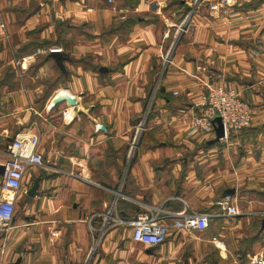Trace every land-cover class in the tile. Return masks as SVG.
Returning <instances> with one entry per match:
<instances>
[{"label": "crops", "instance_id": "obj_1", "mask_svg": "<svg viewBox=\"0 0 264 264\" xmlns=\"http://www.w3.org/2000/svg\"><path fill=\"white\" fill-rule=\"evenodd\" d=\"M219 1L0 0V168L18 135H39L44 159L25 175L13 230L0 232V264L264 256V0L212 11ZM55 47L63 67L48 52ZM47 55L66 78L45 96L55 69L35 66ZM195 76L236 89L254 109L251 128L228 140L216 130L189 135L207 93ZM61 94L77 105L52 107ZM6 195L0 190V200ZM226 195L239 216L220 215ZM149 208L163 210L169 226L154 247L134 241L131 227ZM182 213L209 215V226L177 231Z\"/></svg>", "mask_w": 264, "mask_h": 264}, {"label": "built area", "instance_id": "obj_2", "mask_svg": "<svg viewBox=\"0 0 264 264\" xmlns=\"http://www.w3.org/2000/svg\"><path fill=\"white\" fill-rule=\"evenodd\" d=\"M112 2V0H110ZM231 3V0H220L217 4L210 5L212 11H223ZM190 17L186 19L187 26ZM5 25L0 24V31ZM60 48H52L48 52L61 53ZM170 53L163 57L166 63L170 62ZM202 72H207L201 67ZM200 72V73H202ZM195 78L202 83L207 93L195 105L198 113L192 116V124L189 127V135L212 133L220 125L223 128V137L220 140L230 139L233 133H239L249 128L254 122V109L245 101L241 94L234 88L215 86L204 82L200 76ZM143 125L137 129L141 133ZM139 137L136 136V140ZM8 159L3 164L4 172L1 175L0 190L8 195L0 200V232L8 235L13 230V221L16 210V196L24 187L25 175L29 168L44 164L40 146L39 135H18L8 147ZM220 215L236 217L241 214L238 209L237 199L234 195H226L219 203ZM163 210L149 208L140 213L131 221L133 239L149 247L163 244L167 237L169 226L165 223ZM173 222V228L177 231H202L209 226L210 216L206 214L192 215L182 213ZM248 264H264V256H253Z\"/></svg>", "mask_w": 264, "mask_h": 264}, {"label": "water", "instance_id": "obj_3", "mask_svg": "<svg viewBox=\"0 0 264 264\" xmlns=\"http://www.w3.org/2000/svg\"><path fill=\"white\" fill-rule=\"evenodd\" d=\"M54 18H55V15H54ZM51 56L55 59L56 63L59 66L63 67V57L59 53H52ZM64 102L68 103L70 106H73V107H75L77 105L76 98L68 96V95H58L57 98L54 100V104L52 105V107H55L56 105L62 104ZM216 121L220 125L218 128H216V131L218 132L219 139H221L223 137V128H222V126L220 124V120L218 118ZM3 172H4V167L1 166L0 174L2 175ZM40 182H41L40 178L35 180L33 187L28 192L29 196L35 197L38 195V189L40 187Z\"/></svg>", "mask_w": 264, "mask_h": 264}, {"label": "trees", "instance_id": "obj_4", "mask_svg": "<svg viewBox=\"0 0 264 264\" xmlns=\"http://www.w3.org/2000/svg\"><path fill=\"white\" fill-rule=\"evenodd\" d=\"M130 26H131V25L128 24V25L125 26V28H129ZM48 63H52V64H53L57 78L47 79L46 82L43 83L44 86H45V93H44L45 96L48 95L50 92H52V90L54 89V87L57 85L58 81H59V82H60V81H64L65 78H66V73H65V71H62L61 67H59V66H57V65L55 64V62H54L53 59L50 57V55H47V56H39V58H38V62L36 63L35 68H40V67H42V66H44V65H46V64H48ZM57 79H58V80H57ZM46 99H47V97L42 98L41 101H42V100H46ZM151 110H152V108H150V111H149V113H148L149 115L151 114ZM251 126H252V125H251ZM251 126H250L249 128H247V129L243 130V131H246V130L250 129ZM243 131H242V132H243ZM231 136H232V135H231ZM247 261H248V260H247ZM247 261H246V262H247ZM246 262H245V263H246ZM248 263H249V261H248L246 264H248Z\"/></svg>", "mask_w": 264, "mask_h": 264}, {"label": "rangeland", "instance_id": "obj_5", "mask_svg": "<svg viewBox=\"0 0 264 264\" xmlns=\"http://www.w3.org/2000/svg\"><path fill=\"white\" fill-rule=\"evenodd\" d=\"M54 75H55V74H54ZM52 77H54V76H52ZM49 79H52V78H49ZM142 131H143V129H142ZM141 134H142V132L139 133V134H137V130H136V136L141 137Z\"/></svg>", "mask_w": 264, "mask_h": 264}, {"label": "bare ground", "instance_id": "obj_6", "mask_svg": "<svg viewBox=\"0 0 264 264\" xmlns=\"http://www.w3.org/2000/svg\"><path fill=\"white\" fill-rule=\"evenodd\" d=\"M61 95H65V94H61Z\"/></svg>", "mask_w": 264, "mask_h": 264}]
</instances>
